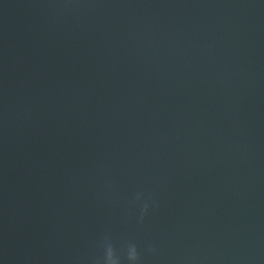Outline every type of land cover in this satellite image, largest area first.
Wrapping results in <instances>:
<instances>
[{"label": "water", "instance_id": "obj_1", "mask_svg": "<svg viewBox=\"0 0 264 264\" xmlns=\"http://www.w3.org/2000/svg\"><path fill=\"white\" fill-rule=\"evenodd\" d=\"M0 264H264V0H0Z\"/></svg>", "mask_w": 264, "mask_h": 264}]
</instances>
